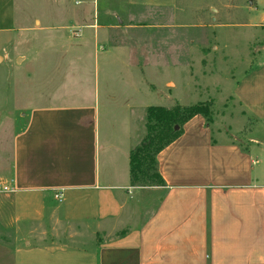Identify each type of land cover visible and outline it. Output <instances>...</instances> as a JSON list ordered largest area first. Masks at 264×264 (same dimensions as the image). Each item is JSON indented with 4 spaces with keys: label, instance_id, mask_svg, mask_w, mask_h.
<instances>
[{
    "label": "crops",
    "instance_id": "crops-1",
    "mask_svg": "<svg viewBox=\"0 0 264 264\" xmlns=\"http://www.w3.org/2000/svg\"><path fill=\"white\" fill-rule=\"evenodd\" d=\"M83 27L94 30L78 39L88 54H75L74 68L58 61L64 73L50 77L52 87L72 88L32 108L13 135L3 182L15 192L0 196L12 239L0 245V264H264V165L236 136L218 142L223 133L196 116L157 156L164 185L132 186L130 152L144 128L123 87L138 71L134 54L111 42V27ZM234 96L264 138V63ZM144 191L159 192L149 217L144 208L130 212L133 195ZM111 225L120 231L105 238L102 228ZM37 228L46 242H35Z\"/></svg>",
    "mask_w": 264,
    "mask_h": 264
},
{
    "label": "rangeland",
    "instance_id": "rangeland-1",
    "mask_svg": "<svg viewBox=\"0 0 264 264\" xmlns=\"http://www.w3.org/2000/svg\"><path fill=\"white\" fill-rule=\"evenodd\" d=\"M96 24L111 27V42L132 49L138 71L123 87L131 88L127 94L136 101L143 138L150 106L208 102L205 119L224 135L215 140L227 143L236 136L251 159L264 165L260 124L234 96L246 74L264 63V0H0V181L9 178L11 141L28 112L55 104L72 88L67 81L50 85L53 72L64 73L65 64L55 68L58 61L77 67L74 55L88 54L79 37H94L83 26ZM158 193L139 199L135 192L130 212L144 208L149 217L155 209L147 206ZM8 212L0 202V245L12 239V230L4 228ZM102 230L105 238L120 231L114 225ZM40 232L35 242H46ZM81 236L77 242L86 239Z\"/></svg>",
    "mask_w": 264,
    "mask_h": 264
},
{
    "label": "trees",
    "instance_id": "trees-1",
    "mask_svg": "<svg viewBox=\"0 0 264 264\" xmlns=\"http://www.w3.org/2000/svg\"><path fill=\"white\" fill-rule=\"evenodd\" d=\"M211 103H198L172 108L150 106L147 109L146 136L130 152L131 185L154 187L164 185L159 173L157 156L180 138L183 127L196 116L208 118ZM176 126L179 127L176 130Z\"/></svg>",
    "mask_w": 264,
    "mask_h": 264
},
{
    "label": "built area",
    "instance_id": "built-area-1",
    "mask_svg": "<svg viewBox=\"0 0 264 264\" xmlns=\"http://www.w3.org/2000/svg\"><path fill=\"white\" fill-rule=\"evenodd\" d=\"M13 192H15V189L11 187L10 183L0 181V193H13ZM55 198L58 202H62L61 193L56 194Z\"/></svg>",
    "mask_w": 264,
    "mask_h": 264
},
{
    "label": "water",
    "instance_id": "water-1",
    "mask_svg": "<svg viewBox=\"0 0 264 264\" xmlns=\"http://www.w3.org/2000/svg\"><path fill=\"white\" fill-rule=\"evenodd\" d=\"M176 130H178L179 129V127L178 126H176V128H175Z\"/></svg>",
    "mask_w": 264,
    "mask_h": 264
}]
</instances>
